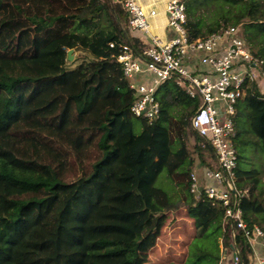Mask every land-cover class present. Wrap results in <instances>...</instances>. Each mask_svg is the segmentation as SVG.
Here are the masks:
<instances>
[{
  "label": "trees",
  "instance_id": "1",
  "mask_svg": "<svg viewBox=\"0 0 264 264\" xmlns=\"http://www.w3.org/2000/svg\"><path fill=\"white\" fill-rule=\"evenodd\" d=\"M187 8L191 40L243 28L264 72V0ZM128 24L112 0H0V264H219V240L231 238L225 209L191 193L193 168L214 166L191 128L200 100L175 79L157 91L158 119L134 116L137 97L116 61L120 44L143 51ZM63 47L92 59L68 68ZM263 89L250 86L235 123L237 138L248 115L264 153ZM241 160L244 218L264 230L259 174ZM164 171L175 196L157 185Z\"/></svg>",
  "mask_w": 264,
  "mask_h": 264
},
{
  "label": "built area",
  "instance_id": "2",
  "mask_svg": "<svg viewBox=\"0 0 264 264\" xmlns=\"http://www.w3.org/2000/svg\"><path fill=\"white\" fill-rule=\"evenodd\" d=\"M187 1H166L167 30L174 35L164 43L151 32V20L158 15L156 9L147 10L143 0H115L129 16V30L144 32L151 39L140 53L128 43L120 44L116 61L135 91L137 99L132 112L136 118L151 124L158 119L161 107L156 100L157 91L175 79L187 95L200 100V107L191 117V128L201 138L203 147L213 153L214 166L193 168L191 193L225 209L224 230L229 224L231 238L221 239L219 264H244V258L249 264H264V230L250 224L241 208L246 191L238 186L234 143L238 105L252 84L264 80L263 61L255 56L236 26L191 40ZM109 45L116 47L115 42ZM144 77L151 84L144 82Z\"/></svg>",
  "mask_w": 264,
  "mask_h": 264
},
{
  "label": "rangeland",
  "instance_id": "3",
  "mask_svg": "<svg viewBox=\"0 0 264 264\" xmlns=\"http://www.w3.org/2000/svg\"><path fill=\"white\" fill-rule=\"evenodd\" d=\"M239 29L241 31V35L246 40L245 34H244V29L240 28V27H239ZM63 50L66 51V53H67V61H68L67 67L68 68H75L80 63L92 59L91 51H89L87 49H83L81 47L80 48L63 47ZM70 51H72V57H73V59L71 61L68 59V53ZM260 82H261L260 86L263 89L264 88V80H261ZM173 114H175V115L178 114L177 110H174ZM250 126H251V122L249 120L248 115H244V117L240 120L239 126H238V129L240 130L239 137L235 138L234 143H235V147L237 149V153L241 157H243V160H241L240 164L245 169L257 170L258 171L259 179H260V186H259V189L257 190V193L260 195V199L264 200V153H263V150H262V146H261L260 140L256 137V135L248 132ZM134 129H135L136 133H140L142 131V129H143L142 122L139 121V120H136L134 122ZM194 140H195V134L192 132V130H190L187 142H188V146L191 148V152H193ZM242 141L243 142H245V141L248 142L247 145L244 146ZM157 185L159 187H163L164 189L168 190L172 195L175 196V191H173V186H172L170 180L167 177V172L166 171H164L161 174V177H160ZM171 215L174 216V212H172ZM220 243H221V239L219 240V244ZM159 244H161V241L157 242L158 246H159ZM209 248H210V246H209ZM210 251H212L213 253L218 251L217 250V246L213 245L210 248ZM219 254H220V257H221V253L220 252H219ZM175 255H176V257L179 256V252H176ZM213 263H214V260L212 259L209 262H205L204 264H213ZM218 263H219V261H218Z\"/></svg>",
  "mask_w": 264,
  "mask_h": 264
},
{
  "label": "crops",
  "instance_id": "4",
  "mask_svg": "<svg viewBox=\"0 0 264 264\" xmlns=\"http://www.w3.org/2000/svg\"><path fill=\"white\" fill-rule=\"evenodd\" d=\"M166 1L167 0H143L147 10H149V8L157 10L158 15L151 20V32L153 35H158L164 43L174 35L173 32L167 30V16L165 14ZM129 34L140 42L142 50L146 48L147 45L151 44L149 35L144 32H131V30H129ZM204 69L208 70L209 68ZM143 81L151 84L150 79L147 77H144ZM244 100L245 98L241 100L239 104L243 103ZM220 115H222V111H220Z\"/></svg>",
  "mask_w": 264,
  "mask_h": 264
},
{
  "label": "water",
  "instance_id": "5",
  "mask_svg": "<svg viewBox=\"0 0 264 264\" xmlns=\"http://www.w3.org/2000/svg\"><path fill=\"white\" fill-rule=\"evenodd\" d=\"M115 2V0H112V3H114ZM68 59L71 61L72 59H73V57H72V51H70L69 53H68Z\"/></svg>",
  "mask_w": 264,
  "mask_h": 264
}]
</instances>
